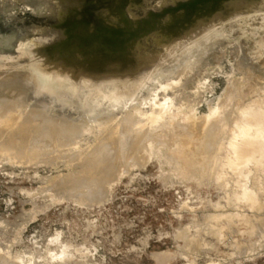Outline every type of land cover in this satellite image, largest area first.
Segmentation results:
<instances>
[{"label":"rangeland","instance_id":"374dc122","mask_svg":"<svg viewBox=\"0 0 264 264\" xmlns=\"http://www.w3.org/2000/svg\"><path fill=\"white\" fill-rule=\"evenodd\" d=\"M263 8L264 0H0L1 66L16 62L26 64V61L32 60L42 62V57L53 48L76 35L81 40L91 35L99 39L98 44L94 42L93 45L96 52H87L84 47L76 52L75 59L81 68H85L80 74L86 73L92 77L100 75L96 73L99 69H106V56L117 54L121 47L127 57L126 62L139 60L153 64L155 61L156 66L160 62L165 63L173 54H179L176 57L183 61L188 49L184 43L187 47L193 45L190 42L198 39L199 32L210 28V34H206V39L200 45L198 63L188 67L173 86L159 83L156 90L154 88L155 91L150 92L156 94L152 96L149 93L153 99L156 96L153 102L163 99L159 101L163 104L161 106L164 110L169 106L170 111L165 110V113L158 106V100L155 101L156 108H153L154 104L150 102L152 97L146 99L149 96L145 90L138 89L137 97L143 95V99L140 96L141 100H147L144 104L148 105L142 108L141 102V106H137L141 108L139 113L143 112L141 116L151 114L149 112L153 109L158 113L160 109L158 112L156 109L162 108L163 112L158 114L163 115H158V118L153 112L156 114L153 117L159 122L165 113L166 119H160L161 125L157 122L159 129L154 118L145 114L144 118L150 119L143 118L142 121L154 122L150 125L146 121L150 126L148 131L155 128L152 130L155 133L151 132V137V133H147L148 137L145 135L147 141L144 139L146 142L142 144L134 163L118 164L114 178L112 175L105 182L104 190L107 193L104 192L101 200L98 197L91 201L92 198L85 195L88 191L85 184L61 191L54 187L56 182L62 184L63 179L69 181L67 179L75 175H91V168L87 170L84 162L90 157L97 140H105L107 137L103 136H107L111 130L117 136L126 116L124 114L128 113L123 109L122 116L120 110L116 111L115 104L112 105L115 106L114 114L122 117L119 121V117L113 115L117 118L113 119L118 120L116 124L112 123L115 130L102 128L106 131L102 135L100 127H95L97 132H93L94 128L90 129L89 133V129H83L87 133H82V130L80 133L84 136L77 137L81 141L71 143L72 148L70 143L61 145L65 147H61L62 150L57 147L60 149L56 152L58 157H52L53 154L48 157L51 147L56 144L54 150L59 146L57 143H51L49 152H45L47 155L42 153L43 161L40 155V160H37V156L36 160L29 158L34 160H31L32 163L26 157L22 161L23 156L19 158L12 153L4 154L6 159L4 155L0 157V245L3 249H0L3 251H0V255H12L11 258H19L26 264H264V159L260 156V150L259 157L258 151H254L258 157L251 160L256 162L255 167L254 162L244 160L250 161V158H254L252 155L240 162H237L239 159L235 160L236 154L234 156V152L238 153L234 148L241 152L242 141L247 145L253 141L261 143L258 135L264 134L261 132L263 119V125L259 122V127H263H257L258 123L254 125L260 131L256 129L257 132H252V129L248 134L252 135L251 138L245 136L238 141L240 146L231 147L234 152L228 151L225 156L226 160L228 157V164L224 158L226 162H222L225 167L222 168V163L220 170L217 168L216 179L196 175L198 168L193 163L190 166L193 172L186 176L178 174L183 159H189L193 152V133H197H194V137L198 135L197 139L201 133L198 130L219 104L223 103L226 109L231 108L233 115L228 131L236 125L246 124L238 119L239 114L264 111ZM193 35H196V40ZM102 40L106 42L102 44ZM180 44L183 47L180 48ZM42 48L47 51H41ZM178 48L181 50L178 51ZM244 55L248 56L245 58ZM67 69L64 70L66 73L61 70L62 75L67 76ZM71 73L68 76L79 75L77 71ZM38 76L44 78L42 73ZM164 99H167L168 106L164 107ZM131 106L136 108L135 105ZM132 107L128 110L134 112ZM255 108H258L257 111ZM261 114L264 116L263 112ZM181 122L191 124L192 127L187 128L194 131L187 129V132L192 134L181 131ZM159 138H163L162 142ZM220 141L226 143L227 137ZM249 146H253L252 143ZM80 148L84 150L78 151ZM71 150L79 155L78 158ZM60 151L66 156H60ZM240 152L242 155L243 152ZM66 153L69 157L73 153L74 159L68 158ZM230 156L236 165L242 162L245 165H239L241 168L234 166ZM261 158L262 161H258ZM257 161L263 165H260L262 168ZM229 162L234 167L229 168ZM85 170L89 173H85ZM243 186L255 192V200L242 199L245 198ZM237 195L242 198H237ZM84 196L88 199H84ZM250 221L254 224L252 228ZM184 229H187L189 238L198 243L191 251H185L187 254L182 251L185 242L179 233Z\"/></svg>","mask_w":264,"mask_h":264},{"label":"bare ground","instance_id":"6f19581e","mask_svg":"<svg viewBox=\"0 0 264 264\" xmlns=\"http://www.w3.org/2000/svg\"><path fill=\"white\" fill-rule=\"evenodd\" d=\"M256 20L258 21V19H256ZM209 29H208V27L203 29L201 32H199L200 35H199V33H197V35H199L198 39L196 38V35H193V36H195L194 40L197 39L198 43L196 42L197 41L196 40V41H191L190 44L193 43V45H194L197 43L196 45H194V46L191 45L192 47L191 46L187 47V45H185V43H184V46H186V48H188V49L186 50V54H187L186 58L183 61H180L176 57V55H179V54H176V55L173 54L174 55L173 57H175L174 59L172 56L170 57L169 55H167V57L168 56L169 57L167 58L165 63L160 62L156 66L154 64L155 61L154 62L152 61L154 65L151 64V62L145 63V62H141L139 60H138L139 62L135 61V60L133 62H126L127 57H125V55L123 54V50L121 47V51L117 52V54L110 53L108 56H106V62L104 63L106 69H104L102 71H99L100 70L99 69L98 70L99 72L97 71L96 74H100V75L94 76V77L87 76L86 73L80 74V73H83L85 71V68H81L80 63L77 62V59H75V55H76V52L78 50H81L83 47L85 49H87V52H91V51L96 52L95 51L96 47L94 46L95 48L93 49V45H94V42H95V44H98L97 40H99V39L95 35H91L87 38L84 37L85 38L84 40H81L80 38H78L77 35L74 36L72 39L69 38L68 40L63 42L62 45H60L59 47L53 48L49 53H47L46 56L42 57L43 58V60H41L42 62H38L36 60V62H38V63H35V61L32 60V62L26 61V64L16 62V63H12V64H6L5 63V65H2V66L0 65V153L1 154L3 153L2 155L0 154V157L3 156L4 154L12 153V154H15V156L17 155L19 158H21L20 156H23L21 158V160L25 157L27 160L29 158H33L35 160L37 158V160H40V158L42 157L41 161H43L44 159H43L42 153H44V155H47V154H45V152L46 153L49 152V149L51 147V143H53L52 145H54V143H57V145H59V146L55 147L54 150H56V151L54 153L52 152V151H54L52 149L56 145L55 144L50 149L51 153L50 154L48 153V157L51 154H53L51 156L54 157L57 155V153H56L57 150L59 151L61 149V147L64 146L63 145L64 143H66V145H67V143L75 144V142L81 141L77 137L84 136L82 133L86 130H83V129H86V128L89 129V130H87L88 133H89V131H91L90 129H93V128L95 130L93 129L94 131L93 130L92 131L95 132L96 131L95 127H98V129L100 127L101 129L103 128L105 130L108 128V131H110L112 128L114 129V127H112V123L116 124V121L118 122V120L113 119L117 115V113L114 114V111H113L115 109L114 108L115 106L112 107V105L115 104L117 106L116 111L120 110L121 114H122L123 109H125L127 111L124 110L123 112H125V113L128 112V113L124 114L126 116L123 119L124 121L121 122L123 124H120L121 127L119 129V132L116 130L118 133L117 136L114 135L112 133L113 131L111 130L112 131V132L110 131L111 134H110V132H109V134L107 132V136L106 135L103 136L104 138L107 137L105 140L103 139V141H101V142H98V140H97V143L93 149L90 146H88L92 149V151L87 147L91 151V153H90V151L88 150L91 155L89 158L86 157L88 155L85 156L88 159L84 162V164L86 165V167L88 169L87 168H84V169L89 170V168H91L90 169L91 175L84 174L83 176H79L80 175L79 174L78 177L75 175L76 177L75 176L69 177L67 179L69 181L64 180L63 178H66V177H63L62 178L63 183L61 184V182L59 181L60 183L58 184L56 182L55 184L56 185L58 184V185H57V187H56V185L54 187L57 189V191L58 190L61 191V190H65L67 187L70 188V186L73 189H75L76 188L75 186L80 187L78 185H81V184L84 185L85 184V186L86 185L88 186V188H87L88 191H86L87 194H85V195H87V197L88 196L91 197L92 198L91 201L93 199L96 200V198H98V197L100 199V197L104 195V192L106 190L104 188L106 180L109 179L116 172L118 164H121V166H123L124 163H126V165L127 164L129 165L131 162L134 163L136 161V159H138L137 154H138V151L140 150L142 144L147 141L145 138L148 137L147 135H149L152 132V130L155 129L154 127L151 126L154 129L150 130V132H149L147 129L148 127H150V126H148L149 125L148 123H150V125H152V124H154V122H152L150 120L142 121L144 119H150V118H144V116L146 117V115L148 113L147 114L145 113L146 115L144 114V116L142 115L143 116L142 117L141 114H143V112L140 114L138 111L139 109L141 110V108H138L137 106H139L142 102L141 97L143 99V95L142 96L140 95L141 97L140 96L137 97V95H138V94H136L137 91L140 92L138 89H140V88L144 89L145 93H147L149 96V98L147 97L146 99H150L154 94H156L155 92H154V94H151L153 92L152 90H154V88L156 90V86H158L156 84L164 83V84H167V87H168V85L170 87H171V85L173 86L175 84V80L177 81L178 78L184 74L185 70L188 67L192 66L193 63H194V65L196 64L195 62H197V59H198L200 51H201L200 45L206 39V37H205V36H207L206 34H210V33H208ZM210 32H212V31H210ZM191 35H190V37H192ZM49 36H51V35H49ZM80 36H82V35H80ZM46 37L49 38L48 36H46ZM102 39H104V37ZM107 40H108V38H107ZM109 40H110V37H109ZM46 41H47V39H46ZM102 42H103V40H102ZM104 42H106V41H104ZM104 42L102 44H104ZM100 43H101V40H100ZM181 45H183V44H180V48L183 47ZM98 46L99 45H97V48H98ZM189 47H191V48H189ZM116 48H114L115 51L118 50V49L116 50ZM180 50L178 48V51H180ZM41 51L45 52V51H47V49L42 48ZM192 53H194V54H192ZM180 54H181V52H180ZM246 56H248V55H244L245 58H246ZM175 59H178V60H175ZM147 60L148 59H146V61ZM60 65H62L61 70L64 68L62 70L63 73H66V72H64V70L66 68H68L66 70V71L69 70L67 72V76H66V74H63L64 76L62 75V72L59 69L61 67ZM63 65H64V67H63ZM65 66H66V68H65ZM74 71H77L76 74H79V75H77L76 77L75 76H72V77L68 76L70 74V72H72L71 74H75ZM39 73H42L44 75V78H39V76H38ZM147 77L150 78L151 83ZM145 79H147V80H145ZM64 81H65V83H64ZM146 81L147 82L149 81V82L146 83ZM149 83H150V85H148ZM164 84H162V85H164ZM142 89H140V90L142 91ZM229 96H231V95H229ZM155 97H154V99H155ZM154 99L152 97L150 102L152 103ZM157 100H155V101H157ZM146 101L147 100H143V102H142L143 106L140 105L142 108L143 107L146 108L148 106V105L146 106V104H144V102H146ZM155 101L153 102L154 107H153V104H151V106L153 108H156L155 105H157V102L155 104ZM159 101L162 102L163 99H162V101L159 99L158 102ZM166 101H167V99L165 100V103H166ZM160 102H159L158 106L163 105V104H160ZM129 103L133 106L135 105L136 108H138L137 112L135 111L136 108L134 109L132 106L131 107H132V109H134V112H131L128 110L129 108H131ZM165 103H164V107H165V105H167V103L166 104ZM127 105H129V107ZM172 105H170V106H172ZM255 106L258 107L259 105L258 106L255 105ZM118 107H120V109H118ZM152 107L150 109H153ZM248 107H250V106H248ZM260 107L261 106H259V108ZM162 108H158V109H156V111L158 112L159 109H160L159 112H163V111L165 112V110L167 112H168V110L170 111L169 106L167 107L169 109L164 110V108H163V111H161ZM215 109L216 110L214 112H212V114L208 117V121L206 119L205 125L203 124L201 129L198 128L200 130L197 129L198 131H201V133H199V137L197 139H196V137L198 136V135H196L197 133L194 132V133H196L195 137H194V133H193V138L191 137L192 138L191 140H194L193 141V144H194L193 145L194 146L193 152L190 153L191 155H190L189 159H187V158H186L187 160L183 159V163H182V165H180L181 167L178 169L179 170L178 174H180L182 176L188 175L189 172L191 171L190 166L196 164L197 167L195 165V168H198V170L196 169L198 171V173H196V175L199 174L198 176H200L202 178H206V179H208V178L216 179V177H215L217 175L216 170H217V168L219 169L220 168L219 166H221L222 163L226 160L225 156L227 155L228 151L231 150V147L232 146L237 147L238 145L240 146V144H238V141L244 139L245 136H248V137L251 136L252 137V135H250V136L248 135L251 133V132L249 133V131H252V129H253L252 132H257L256 129L257 130H259V129L258 128L255 129L254 125L256 123H258L257 127H259V122L262 123L261 119H263V122H264V116L261 114V112L264 113V111L260 110L261 112H258L257 111L258 108L257 109L255 108L256 109L255 111H257V112H253L251 114H248L247 112H243V113L238 115V117H239L238 119L245 121L246 124H244L243 126H240V125L238 126V125H236L238 123L236 121L235 122L236 124H234L236 126H234V128L232 130L228 131L227 129L230 126L229 122L232 119L231 115H233L230 111L231 108L226 109L225 105L223 103H221ZM248 109H250V108H248ZM248 109H246V110H248ZM142 110H144V112H149L148 110L146 111L145 109H142ZM153 110H152V112L150 111L149 113H151V114H148L147 116L150 115L151 117H153L154 114L156 113ZM171 110H172V108H171ZM263 110H264V105H263ZM253 111H254V109H253ZM153 112H155V113L152 114ZM158 113H156L157 116L158 115L161 116L162 113H160V114H158ZM165 113H164V116H162V118L165 117ZM169 114H170V112H169ZM113 115H115V116H113ZM122 116H123V114H122ZM157 116H156V118H157ZM159 116H158V118H159ZM116 117H119L118 118L119 121L122 119V117L119 114ZM116 117H115V119H117ZM120 117H121V119H120ZM181 117H182V115H181ZM261 117H263V118H261ZM162 118H160V119H162ZM173 118H175V117H173ZM160 119H159V122L161 121ZM164 119H166V118H164ZM181 119H180V121H181ZM156 120L154 118V121L157 125L159 122H158V119H156ZM162 121H165V120H162ZM169 121L171 122V120H169ZM176 121H174V122H176ZM143 122H145V123L143 124ZM161 123H159V124L161 125ZM117 124H119V123H117ZM159 124L157 127L160 126ZM185 124L186 123H183V122H181L179 124V127L181 128V131H183V132L184 131L187 132L188 126L192 127L191 124H189V123H187V125H185ZM136 125H138V127H135ZM156 125H154V126L156 127ZM163 125H166V124H163ZM198 125H200V124H198ZM262 125H263V123H262ZM262 125H260V127ZM113 126H114V124H113ZM170 126H172V124ZM117 127H119V125ZM200 127H201V125H200ZM103 129H102L103 132L100 131L102 135L104 134V132H106ZM159 129H160V127H159ZM261 130H262L261 132L264 133V131H263L264 128ZM81 131H82V133H80ZM179 131H180V129H179ZM188 131L193 132L194 130L192 131V130L188 129ZM93 132H92V134H93ZM84 133L86 134L87 132H84ZM147 133H149V134H147ZM152 133L150 134V137L152 136ZM190 133H188V134H190ZM97 134H99V133H97ZM254 134H256V133H254ZM145 135H146V137H145ZM261 135H262L261 133H260V135H258L259 136L258 138H260L261 143L258 141L256 142L257 144L258 143L260 144L259 146L258 145L254 146L256 144L254 141L249 142V144L252 143V145L254 147L249 146V144L247 145V143H244L242 141L241 152H240V149L238 150V149L234 148V151L237 150L238 153L231 150L232 153L234 152V156L236 154V159L235 158L234 159L235 160L239 159L237 162H240V160L243 161L244 158H249L252 155L251 157H254V158H250V161L248 159H247L248 161L246 159H244V160L247 163H249V162L253 163L254 162L255 164L254 163L253 164L256 167V162L251 161L253 159L255 160V158H256V155H254V153H255L254 151H256V152L258 151L259 154H257V153L256 154L259 157V155H260L259 150H260L261 151L260 156L264 159V141H262V139H264L262 137L264 134L262 136ZM224 136L227 137L226 143H224L223 141H220V139L224 138ZM256 136H257V134H256ZM157 137H158V135H157ZM160 137H162V136H160ZM101 138L102 137H100V138L97 137V139H101ZM253 138H254V135H253ZM147 139H149V138H147ZM162 139L163 138H161L159 141H161ZM255 140H258V139L255 138ZM150 142H151V140H150ZM236 143H237V145H236ZM61 145H63V146H61ZM71 145H70V147L72 148L73 145L72 146ZM75 146H74V148H75ZM57 147H59L60 149H57ZM63 148H65V147H63ZM76 149H78V148H76ZM146 149H148V148H146ZM82 150H84V149L80 148V150H78V151H82ZM141 150H142V148H141ZM143 150L145 151V149H143ZM71 151H73V150H71ZM61 152L62 151H60L59 153H61ZM65 152H67V151H65ZM239 152L241 154L243 152V154L240 155ZM59 153H58V155H59ZM73 153H74V151H73ZM73 153L71 154L72 156H74ZM62 154L63 153H61L60 156H66V155H62ZM74 154H76L77 156L75 155V157L78 158L79 155L77 153H74ZM237 154H239L238 157H237ZM68 155L69 154H67V156ZM229 155H230V153H229ZM10 156H13V155H10ZM35 156H37V157L35 158ZM72 156L71 157L68 156V158H71L73 160L74 157L72 158ZM56 157H58V156H56ZM258 157L256 159H258ZM4 158H5V155H4ZM44 158H46V157H44ZM224 158H225V160H224ZM262 158L259 159L258 161H260V160L262 161ZM33 159H29L30 161H28V162L32 163L31 160L34 161ZM229 159H231V156L229 157ZM232 159H231V161H232ZM2 160H4V159H2ZM17 160H18V158H17ZM52 160H54V159H52ZM227 160H228V157H227ZM233 161H232V164L235 163ZM258 161H257V163H258ZM15 162H17V161H15ZM22 163H24V162H22ZM263 163L264 162H262V164ZM71 164H72V162H71ZM84 164H83V166H85ZM224 164L225 163H223L222 168H223ZM226 164H228V161L226 162ZM230 164H231V162H229V165ZM262 164H260V165H262ZM239 165L244 166L245 164H243V162H242V163H238V165H236V163H235L234 166H238L241 168L242 166H239ZM260 165L258 163L259 167H261ZM232 166L233 165H230L229 168H232ZM226 167H228V165ZM232 170H234V169H232ZM235 170H237V169H235ZM262 170H264V169L262 168ZM193 171H191V172H193ZM238 171H239V169H238ZM80 172H83V170ZM86 172H88V171L85 170V173ZM215 173H216V175H215ZM119 175H120V173H119ZM192 175H195V174H192ZM218 175H219V173H218ZM198 176H197V178H198ZM188 177H186V178H188ZM243 177L246 178L245 175H243ZM113 178H114V175H113ZM59 179L61 180V178H59ZM212 179H209V180H212ZM83 185H81V186H83ZM51 187H52V185H51ZM51 187H49V188H51ZM244 188H243L244 192L242 190L241 191L243 192V196L245 198H242V196L240 197V195H237L238 196L237 198L240 197V198L246 199V200L247 199L248 200L249 199L255 200V192L254 191L252 192L248 188H245V189ZM57 191L55 190V192H57ZM77 191H78V189H77ZM71 192H73V190ZM105 193H107V192H105ZM69 194H71L70 191H69ZM72 194H74V193H72ZM83 194L80 193V195H83ZM85 198L86 197L84 196V199ZM80 199H81V196H80ZM86 199H88V198H86ZM87 201H90V200H87ZM249 202H251V201H249ZM253 206H254V204H253ZM32 217H33V215H32ZM249 224H250V228H252V225H254L252 221H250ZM186 231H187V229H184V230H181V232H179L180 237H182V239L185 242L183 249H182V251H184V254L188 253V252L186 253L185 251H191V249L196 247V244H198L197 241H195V239L189 238ZM0 247H1V245H0ZM181 247H182V245H181ZM184 248H185V250H184ZM0 249H2V247ZM2 250H0V251H2ZM4 253H5V251H4ZM11 256L10 257L9 256L4 257V256L0 255V264H24V263L26 264V262H23L24 261L23 259H21V260H23L21 262L19 260V258L17 259L15 257L16 259H14L12 257L13 258L12 259ZM28 263H30V261ZM79 263H81V262H79Z\"/></svg>","mask_w":264,"mask_h":264}]
</instances>
